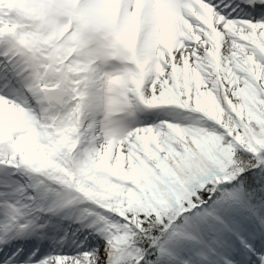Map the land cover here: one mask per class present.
Wrapping results in <instances>:
<instances>
[{
	"label": "snow or ice",
	"instance_id": "snow-or-ice-1",
	"mask_svg": "<svg viewBox=\"0 0 264 264\" xmlns=\"http://www.w3.org/2000/svg\"><path fill=\"white\" fill-rule=\"evenodd\" d=\"M0 264H264V0H0Z\"/></svg>",
	"mask_w": 264,
	"mask_h": 264
}]
</instances>
